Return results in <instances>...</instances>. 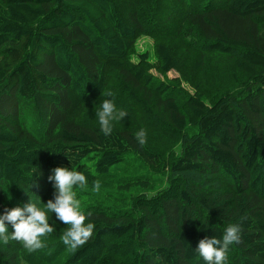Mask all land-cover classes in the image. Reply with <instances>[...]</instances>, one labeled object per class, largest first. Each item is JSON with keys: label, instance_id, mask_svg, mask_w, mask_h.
I'll list each match as a JSON object with an SVG mask.
<instances>
[{"label": "trees", "instance_id": "16d2710c", "mask_svg": "<svg viewBox=\"0 0 264 264\" xmlns=\"http://www.w3.org/2000/svg\"><path fill=\"white\" fill-rule=\"evenodd\" d=\"M57 167L88 178L92 237L68 251L49 212L0 264H204L229 224L226 264H264V0H0V215L44 208Z\"/></svg>", "mask_w": 264, "mask_h": 264}, {"label": "clouds", "instance_id": "9594fccd", "mask_svg": "<svg viewBox=\"0 0 264 264\" xmlns=\"http://www.w3.org/2000/svg\"><path fill=\"white\" fill-rule=\"evenodd\" d=\"M96 116L100 130L105 136H109L113 131V121L125 119L128 113L124 110L117 111L112 100L105 99ZM135 135L139 144L143 145L146 142L145 130L141 129ZM48 180L55 189L54 199L48 200L44 208L29 201L23 207L5 209L0 215V241L4 244L12 240L30 251L43 249L45 247L43 238L55 231L49 223V212L54 213L56 220L67 225L61 240L68 251L75 252L92 237L95 225L86 223L88 216L82 210L81 202L74 191L75 188H84L88 184L84 172L57 167L52 170ZM93 188L99 190V181L93 183ZM9 225L12 229L11 234ZM241 242L240 226L229 224L221 238L206 237L200 240L195 252L202 258L204 264H226L230 247Z\"/></svg>", "mask_w": 264, "mask_h": 264}, {"label": "rangeland", "instance_id": "374dc122", "mask_svg": "<svg viewBox=\"0 0 264 264\" xmlns=\"http://www.w3.org/2000/svg\"><path fill=\"white\" fill-rule=\"evenodd\" d=\"M168 75L170 78H174V76H175L173 73H169ZM163 186H166V181L163 182ZM152 194H153L152 191L148 193V195H152Z\"/></svg>", "mask_w": 264, "mask_h": 264}]
</instances>
